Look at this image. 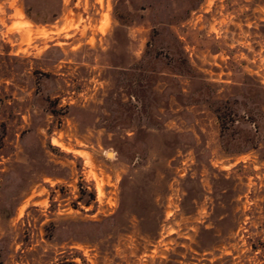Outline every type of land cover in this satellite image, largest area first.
Instances as JSON below:
<instances>
[{
    "label": "rangeland",
    "instance_id": "rangeland-1",
    "mask_svg": "<svg viewBox=\"0 0 264 264\" xmlns=\"http://www.w3.org/2000/svg\"><path fill=\"white\" fill-rule=\"evenodd\" d=\"M0 264H264V0H0Z\"/></svg>",
    "mask_w": 264,
    "mask_h": 264
},
{
    "label": "bare ground",
    "instance_id": "bare-ground-1",
    "mask_svg": "<svg viewBox=\"0 0 264 264\" xmlns=\"http://www.w3.org/2000/svg\"><path fill=\"white\" fill-rule=\"evenodd\" d=\"M18 15H22V13L18 11ZM110 156L112 157V155H110Z\"/></svg>",
    "mask_w": 264,
    "mask_h": 264
}]
</instances>
